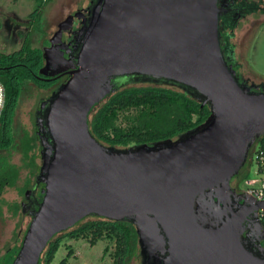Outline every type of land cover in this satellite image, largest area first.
Here are the masks:
<instances>
[{"label":"water","instance_id":"water-1","mask_svg":"<svg viewBox=\"0 0 264 264\" xmlns=\"http://www.w3.org/2000/svg\"><path fill=\"white\" fill-rule=\"evenodd\" d=\"M218 1L101 0L82 23L74 46H65L73 48L70 78L37 111L49 139L40 141L42 164L23 213L39 185L43 197L12 264H39L55 236L88 217L133 224L144 263L264 264V229L251 220L264 202L231 185L264 135V90L248 89L228 65ZM142 82L180 87L211 115L174 141L103 145L90 131L91 110Z\"/></svg>","mask_w":264,"mask_h":264},{"label":"trees","instance_id":"trees-1","mask_svg":"<svg viewBox=\"0 0 264 264\" xmlns=\"http://www.w3.org/2000/svg\"><path fill=\"white\" fill-rule=\"evenodd\" d=\"M247 5L248 7L243 10L247 15L259 10L254 3ZM260 13L264 14V9H261ZM234 17L235 10H230L228 20H225L227 22L225 31L219 24L221 40L224 39L229 48L236 28ZM32 45L33 38L30 32L20 50L11 54L0 53V81L6 89L5 109L0 119V195L7 186H16L20 178L19 167L10 161V156L14 152L21 153L25 167L28 165L32 169L33 180L26 182L21 190L22 196L25 195L39 174L41 165H38L35 160L37 157L41 158L40 141L49 139V134L44 127L38 133L37 119L32 134L26 131L23 135H19L15 128L16 113L24 87L32 82L38 84L39 88L44 91L52 92L59 83L43 84L34 79L32 72L37 73L44 63V58L42 49L33 48ZM236 60L237 58L232 56L230 63L237 72L236 63L238 61ZM237 77L252 91L264 90V83H255L238 72ZM210 115V107L203 104L198 97L188 94L184 89L170 84L146 83V86L140 88L122 87L108 95L93 107L88 122L91 133L100 143L110 148L127 150L177 140L181 135L203 125ZM260 150H264V135L257 139L250 152ZM27 160H29L28 164ZM242 174L245 180L249 178L245 169ZM42 197L41 192L39 201ZM21 205L12 207L11 211L14 215L17 214L18 207L23 212ZM1 213L0 210V217ZM63 236L88 239L92 246L106 238L115 241L114 264H127L128 259L134 257L137 252L139 253L140 249L139 237L133 224L105 218L91 220L85 218L72 229L60 234L57 239L54 237L44 251L39 264L54 262L60 249L59 239ZM16 242L14 248L9 249L0 258V264L14 262L22 246V242L20 244L19 241ZM68 258L63 259L61 264H67Z\"/></svg>","mask_w":264,"mask_h":264},{"label":"rangeland","instance_id":"rangeland-1","mask_svg":"<svg viewBox=\"0 0 264 264\" xmlns=\"http://www.w3.org/2000/svg\"><path fill=\"white\" fill-rule=\"evenodd\" d=\"M40 0H0V53L11 54L22 48L25 36L31 30L27 27L30 21H3L9 17L26 18L27 14L39 9ZM256 15H251L245 21H242L237 29H235L234 38L231 42L237 43L239 46L237 51L236 69L240 75L254 81L255 83H264V24L255 32L258 27L259 20ZM256 21V22H253ZM42 24L44 31L39 26L38 33H32L33 48L41 49L46 45L45 39L51 36L55 29L54 21H37L36 24ZM21 28V29H19ZM254 33H253V32ZM46 34L44 35V33ZM245 49V50H244ZM146 86V83L130 84L125 88ZM52 95V92L41 90L34 83H28L24 87L20 105L18 107L15 128L19 135L24 132L33 133L37 119V111L41 101ZM254 152H250L249 159L245 165V172L248 173L250 179H257V166L253 160ZM12 164L20 169V178L16 186H7L0 195V258L12 247L14 248L16 241L22 242V238L26 234L28 224L31 221L30 216L24 214L20 210L23 201L21 190L25 183L33 180L32 169L25 167L24 158L21 153L14 152L10 156ZM35 162L42 164L40 157ZM29 160H27V164ZM241 174L238 177L236 186L240 192L245 190L244 177ZM18 207L17 214L12 213V207ZM22 206V205H21ZM94 219L88 217L86 220ZM21 240V241H20ZM60 249L56 254L53 264H58L62 259L68 258L69 264H113L114 254L116 250L115 241L108 238L99 241L92 246L88 239H73L63 236L59 239ZM13 250V249H12ZM138 252L134 257L128 259L127 264H139Z\"/></svg>","mask_w":264,"mask_h":264},{"label":"flooded vegetation","instance_id":"flooded-vegetation-1","mask_svg":"<svg viewBox=\"0 0 264 264\" xmlns=\"http://www.w3.org/2000/svg\"><path fill=\"white\" fill-rule=\"evenodd\" d=\"M101 0H40V3H43L40 5L39 9H35L33 12H29L27 14L26 18H13L9 17L3 21H30L27 23V27H29L31 30L29 32L38 33L37 28L40 26L41 29L44 31V26L42 24H36L37 21H54L55 29L52 32L51 36L45 39L44 42H46V45H44L42 49V55L44 58V63L41 66V68L38 69L37 73L32 72V76L37 81L43 83V84H50V83H57L55 89L53 92L62 84L68 81L70 78V75L68 72L72 70V66L67 62L66 59H69L72 55L73 48H65L66 45L73 44L74 46V40H75V32L82 27V23L84 21H90L94 9L97 7V5L100 4ZM254 3L256 6H258L259 10L257 12L251 13V14H245L243 11L248 7L247 4ZM219 8L221 9L222 13L220 15V24L221 28L226 30L225 27L227 25V22L225 20H228V14L230 10H235V23L237 29L242 21H245L248 19L251 15H256L257 18L254 20H259L258 27L254 30V32L261 27L262 24H264V14H261V9H264V0H219L218 1ZM243 11V12H242ZM256 22V21H253ZM256 22V23H257ZM21 29V28H19ZM60 31H62V37H61V43L60 44H53V39L56 34H58ZM235 32V30H234ZM253 32V31H252ZM253 32V33H254ZM46 32L44 33V35ZM27 36V35H26ZM25 36V38H26ZM25 40V39H24ZM222 52L224 53V57L226 58L227 63L229 66H232L230 61L232 56H235L237 58V51L239 45L235 42H231V47L229 48L226 46L225 40L222 39ZM24 42V41H23ZM23 44V43H22ZM71 44V46H72ZM59 48V49H58ZM245 50V49H244ZM64 55V57H63ZM239 78V77H238ZM240 80V78H239ZM32 83V82H31ZM37 87L38 84H35ZM41 89V88H40ZM42 90V89H41ZM51 96V95H50ZM49 96V97H50ZM48 97V98H49ZM38 133L43 130L42 126H38ZM41 143V142H40ZM243 173V172H242ZM238 174L233 180H232V188L236 192L237 195L242 194L243 192H240L239 189L236 186V182L238 180V177L242 174ZM36 182L33 183V185L27 189V192L32 190ZM26 192V193H27ZM42 192V187L39 185L33 193L30 194V198L27 199V204L25 205L27 214L31 215L36 209L38 208L41 201H39V195ZM26 193L23 196V200H25ZM43 194V193H42ZM42 200V199H41ZM244 199H240L241 203H244ZM251 220H257V214L253 215ZM259 222V221H258ZM260 223V222H259ZM250 225L247 223V226ZM250 234V228L247 229L246 235ZM255 235V234H254ZM60 235L55 236V239H57ZM254 243L253 246L255 247V244L258 245V237H253ZM262 246H264V242L261 243ZM139 264H151L148 260H143V256L141 253V246L139 249ZM65 259V258H64ZM63 259L58 263L61 264ZM54 263V262H53ZM52 263V264H53ZM69 264V260L68 263ZM114 264V263H113Z\"/></svg>","mask_w":264,"mask_h":264},{"label":"built area","instance_id":"built-area-1","mask_svg":"<svg viewBox=\"0 0 264 264\" xmlns=\"http://www.w3.org/2000/svg\"><path fill=\"white\" fill-rule=\"evenodd\" d=\"M6 104V89L0 81V119L3 115ZM254 163L257 166V179L247 178L244 181L245 190L242 191L247 194L248 198L254 203L264 202V150L254 152ZM257 219L264 229V209H260L257 213Z\"/></svg>","mask_w":264,"mask_h":264}]
</instances>
